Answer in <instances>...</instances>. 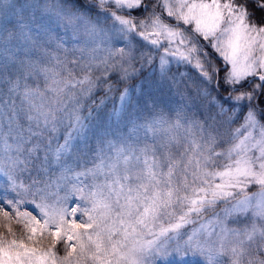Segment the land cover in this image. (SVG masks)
Here are the masks:
<instances>
[{
  "label": "snow or ice",
  "instance_id": "obj_1",
  "mask_svg": "<svg viewBox=\"0 0 264 264\" xmlns=\"http://www.w3.org/2000/svg\"><path fill=\"white\" fill-rule=\"evenodd\" d=\"M189 255L264 264V0H0V264Z\"/></svg>",
  "mask_w": 264,
  "mask_h": 264
},
{
  "label": "rangeland",
  "instance_id": "obj_2",
  "mask_svg": "<svg viewBox=\"0 0 264 264\" xmlns=\"http://www.w3.org/2000/svg\"><path fill=\"white\" fill-rule=\"evenodd\" d=\"M30 207V206H29ZM176 257L158 258L157 264H176ZM186 259L187 264H202V258L189 255Z\"/></svg>",
  "mask_w": 264,
  "mask_h": 264
},
{
  "label": "trees",
  "instance_id": "obj_3",
  "mask_svg": "<svg viewBox=\"0 0 264 264\" xmlns=\"http://www.w3.org/2000/svg\"><path fill=\"white\" fill-rule=\"evenodd\" d=\"M259 15H260V13L258 12V13H257V16H259ZM217 62L219 63V61H217ZM181 70L183 71V69H181ZM238 123H239V122H238ZM237 126H238V124H237Z\"/></svg>",
  "mask_w": 264,
  "mask_h": 264
}]
</instances>
